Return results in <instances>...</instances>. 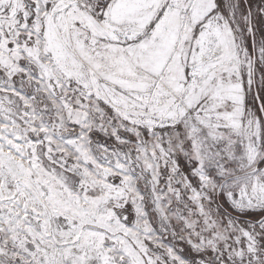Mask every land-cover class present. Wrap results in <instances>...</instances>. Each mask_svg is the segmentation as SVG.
<instances>
[{
	"label": "snow or ice",
	"instance_id": "6c2138e0",
	"mask_svg": "<svg viewBox=\"0 0 264 264\" xmlns=\"http://www.w3.org/2000/svg\"><path fill=\"white\" fill-rule=\"evenodd\" d=\"M0 264H264V0H0Z\"/></svg>",
	"mask_w": 264,
	"mask_h": 264
}]
</instances>
